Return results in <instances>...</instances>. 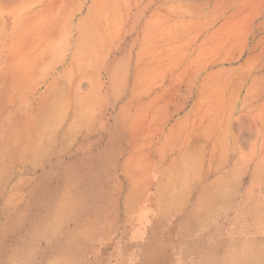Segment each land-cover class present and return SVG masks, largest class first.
<instances>
[{"label":"rangeland","instance_id":"rangeland-1","mask_svg":"<svg viewBox=\"0 0 264 264\" xmlns=\"http://www.w3.org/2000/svg\"><path fill=\"white\" fill-rule=\"evenodd\" d=\"M91 1L0 0V264H264V101L246 104L242 76L225 88L246 85L221 110L234 119L212 158L198 135L190 144L200 121L189 66L196 49L231 58L253 45L264 0H155L147 34L130 30L134 0H116L122 10L97 31L102 42L90 36L94 62L80 73L60 64L74 42L63 41L67 20ZM126 33L128 55L108 66ZM161 86L164 115L184 108L163 158ZM209 119L203 138L225 139L224 118ZM215 188L227 199L206 200Z\"/></svg>","mask_w":264,"mask_h":264},{"label":"bare ground","instance_id":"bare-ground-1","mask_svg":"<svg viewBox=\"0 0 264 264\" xmlns=\"http://www.w3.org/2000/svg\"><path fill=\"white\" fill-rule=\"evenodd\" d=\"M87 1L88 0H85V2ZM154 5L155 0H148V3L145 5L144 8H142L140 1L134 0V3L131 5V9H126V13L130 17L131 31L135 30L139 25H141L143 33L145 32L147 34L148 32H150V22H152L151 19L157 15L156 9H153ZM121 10L122 7L118 4L116 0H92L89 6H81L77 13L72 15L71 18L68 19L66 22L68 27V33L63 41V45H66L69 41L74 40V42L70 49L67 51V54H65V56L63 57V60L60 64H67L69 67L68 70L80 73L83 72L85 64H91L92 62H94L93 57L96 54L97 46L94 44H90V36L95 39L93 35H97V38H100L102 42L103 37L101 36V33H97V31L102 29L104 26L107 27L110 15L115 14V12H119ZM85 11L86 16L80 18L76 23L75 20L77 19V17ZM88 20L91 22V28L90 31H85L83 25ZM61 27L63 26H61L60 23H54L53 28L57 29L56 31H58L59 29L61 30ZM92 32H94V34H92ZM261 34L264 35V24H261L257 27L256 34L253 38V45H251L250 41L248 40L242 43V51L237 57L222 58L217 53L216 47L210 49V52H213V54L215 53L216 55L217 53V55L213 57H210V54L212 53H209L208 49H203L199 53H197V49L192 52L193 58L190 60L189 66L193 73L195 87L197 88L194 92L196 101L194 102L193 112H197V114L199 113L198 115L200 122H197L198 126H194L193 128L194 139L191 140L190 144H197V142L199 143V141H202L203 145H208L211 148L210 157L212 158L218 151V142L220 141L222 145L227 146L226 139H229V135H231L230 127L232 126V122L234 119L233 115H227V113L223 114L221 110L227 104H229L227 105L228 107H231L233 104H236V99L238 95H243L246 90V85L242 83L240 86L237 87V91H231L229 94H226L225 88H227L228 86H234L236 80L239 79L240 76H242L244 80H247L251 83L250 87L247 89V93L245 94L246 104L249 101H264V37H261L259 41H257L259 35ZM76 36H78L77 39L75 38ZM127 39V33L121 35L120 45L110 49L105 54V60H111V62L109 63L110 65L108 66H117V64L121 60V58H116L117 55H121L122 58H125L128 55L124 50V47L127 46ZM245 55L247 56V59L242 65V67L233 68L235 64H237L240 59L243 58ZM207 58L210 60L205 61V59ZM201 61H203V63L199 64ZM198 64L200 66H198ZM226 65L228 66V68H221ZM96 70L97 68L94 70V72ZM210 70L211 72H209ZM164 73L165 68L162 69L160 67L157 73V77H163ZM199 79H201L202 82L198 84ZM161 82H164V80L161 79L159 83ZM159 90L160 91L157 93L155 100L156 102H158L159 111H161V117L157 118L158 121L156 125L157 132L159 135L158 143L159 146H162L159 147V149L157 150V154H159L160 158H163L164 151H166L168 147H172V142H176L177 139V137L174 136L177 125H174V127H172L169 131H167V128L169 127L170 122L175 118V116L179 114L180 111L184 108H178L169 113L167 116L164 115L162 111L163 109H165L167 101L164 100L165 92L163 90V86L159 87ZM226 95H228L229 98H227ZM199 111H201V113ZM211 116L216 118L222 117L224 118L225 123L227 122V127L224 129L225 139H222L221 137H215L214 139V136L212 137L211 135L206 138H203L201 133H204V130L210 127V125L213 123V119H209V117ZM260 116L264 118V112ZM239 121L246 130L245 136L247 138H250L252 135L251 124L247 121L245 117L242 116L240 117ZM205 123L206 125H204ZM166 132H168V135L166 134ZM197 135L200 137L199 141L197 139ZM170 136H172L173 139H171ZM202 144L200 147H202ZM263 147L264 142L262 144V148ZM234 149H236V147H234ZM176 151L177 150H175V152ZM177 161L178 160L176 157V160L174 161L175 168L178 166ZM165 172L166 170L163 169L161 172L162 176H164ZM177 178L180 179V174H177ZM218 180L219 182H224L225 179L221 177ZM162 183L163 181H160L158 186L160 190L162 187ZM213 192L214 195L205 196L206 200H209L214 203L227 199L226 193H223L222 190L220 191L215 188ZM177 195L178 196H176V199L178 200L179 198H181V195L179 196V193ZM243 259H245V257H243ZM247 262L249 261H245V264H247Z\"/></svg>","mask_w":264,"mask_h":264}]
</instances>
